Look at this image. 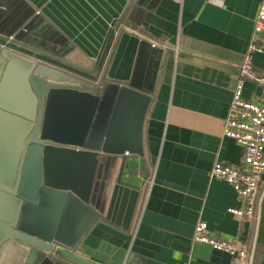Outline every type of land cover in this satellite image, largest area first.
Instances as JSON below:
<instances>
[{
	"label": "crops",
	"instance_id": "1",
	"mask_svg": "<svg viewBox=\"0 0 264 264\" xmlns=\"http://www.w3.org/2000/svg\"><path fill=\"white\" fill-rule=\"evenodd\" d=\"M260 1L0 0V30L19 33L23 45L12 37L6 47L78 76L93 78L59 60L108 67L151 92L143 155L99 157L89 200L97 220L78 255L97 264H231L227 252L192 240L202 220L211 235L246 244L245 264H264V251L255 256L261 205L250 220L232 214L242 199L209 176L216 161L242 163V147L222 128ZM251 63L264 72V53ZM263 91L246 81L243 97Z\"/></svg>",
	"mask_w": 264,
	"mask_h": 264
},
{
	"label": "water",
	"instance_id": "2",
	"mask_svg": "<svg viewBox=\"0 0 264 264\" xmlns=\"http://www.w3.org/2000/svg\"><path fill=\"white\" fill-rule=\"evenodd\" d=\"M18 34L10 42L23 46ZM59 61L93 78L0 43V264H97L77 252L97 220L99 157L144 153L151 92Z\"/></svg>",
	"mask_w": 264,
	"mask_h": 264
},
{
	"label": "built area",
	"instance_id": "3",
	"mask_svg": "<svg viewBox=\"0 0 264 264\" xmlns=\"http://www.w3.org/2000/svg\"><path fill=\"white\" fill-rule=\"evenodd\" d=\"M12 37L8 35L7 39ZM253 53H264V0L260 1L254 18L247 52L239 67L222 128L223 136L234 139L242 147V163L234 167L216 161L209 171L211 178H221L229 183L242 199V207L229 208V212L246 220L252 219L261 205L259 182L264 174V91L255 101L243 97L246 81L264 87V72L256 71L251 63ZM192 240L227 252L231 264H245L251 259L246 244L211 235L207 223L202 220L195 225Z\"/></svg>",
	"mask_w": 264,
	"mask_h": 264
},
{
	"label": "trees",
	"instance_id": "4",
	"mask_svg": "<svg viewBox=\"0 0 264 264\" xmlns=\"http://www.w3.org/2000/svg\"><path fill=\"white\" fill-rule=\"evenodd\" d=\"M256 243L257 245L255 250V256L256 253L257 255H262L264 251V197L262 198V203H261L260 223H259Z\"/></svg>",
	"mask_w": 264,
	"mask_h": 264
}]
</instances>
